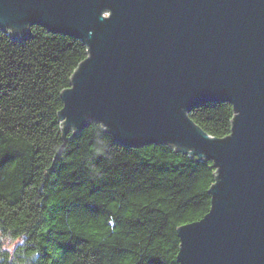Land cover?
<instances>
[{"label":"water","instance_id":"95a60500","mask_svg":"<svg viewBox=\"0 0 264 264\" xmlns=\"http://www.w3.org/2000/svg\"><path fill=\"white\" fill-rule=\"evenodd\" d=\"M88 47L61 92L63 135L99 122L124 147L169 144L213 161L209 210L177 228L180 264H264V0H0L14 40L31 25ZM229 102L231 133L188 113Z\"/></svg>","mask_w":264,"mask_h":264},{"label":"trees","instance_id":"16d2710c","mask_svg":"<svg viewBox=\"0 0 264 264\" xmlns=\"http://www.w3.org/2000/svg\"><path fill=\"white\" fill-rule=\"evenodd\" d=\"M87 50L40 25L19 41L0 28V264H180L177 228L209 210L217 169L169 144L120 146L99 122L63 135L61 92ZM188 115L231 133L229 102Z\"/></svg>","mask_w":264,"mask_h":264},{"label":"rangeland","instance_id":"374dc122","mask_svg":"<svg viewBox=\"0 0 264 264\" xmlns=\"http://www.w3.org/2000/svg\"><path fill=\"white\" fill-rule=\"evenodd\" d=\"M14 244H15V241L14 240L4 237L2 239L1 246L3 248H5V249H8L10 251L12 249V247L14 246Z\"/></svg>","mask_w":264,"mask_h":264}]
</instances>
